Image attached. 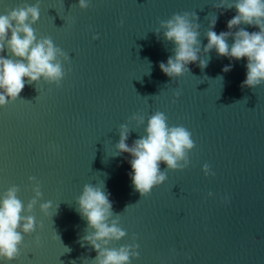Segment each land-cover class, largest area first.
Returning a JSON list of instances; mask_svg holds the SVG:
<instances>
[{
	"label": "water",
	"instance_id": "water-1",
	"mask_svg": "<svg viewBox=\"0 0 264 264\" xmlns=\"http://www.w3.org/2000/svg\"><path fill=\"white\" fill-rule=\"evenodd\" d=\"M38 2L37 38L51 37L69 54L71 63L64 67L71 72L59 88L43 80L28 85L25 78L18 100L0 108V199L17 186L26 209L34 196L29 178L35 177L40 204L53 205L47 216L37 205V230L25 236L26 247L11 264H94L95 249L81 246L91 230L76 204L85 184H105L113 213L120 214L128 236L113 246L138 237L140 258L131 264H264V85L241 87L247 58L230 60L215 49L205 69L197 61L188 65L190 73L169 78L159 64L174 56L175 46L162 30L160 37L155 33L160 20L195 13L201 58L207 59L203 47L212 15L219 34L229 31L236 9L217 10L219 0H90L86 11L78 0ZM36 3L0 0V15ZM3 55L10 58L7 49ZM229 65L232 70L224 73ZM177 90L182 94L173 103ZM157 111L170 127L187 128L196 148L184 171H168L161 162L166 183L142 198L131 180L132 157L115 156L116 144L121 125L131 130L132 146ZM136 114L144 116V126L131 120ZM205 164L214 176H205Z\"/></svg>",
	"mask_w": 264,
	"mask_h": 264
},
{
	"label": "clouds",
	"instance_id": "clouds-1",
	"mask_svg": "<svg viewBox=\"0 0 264 264\" xmlns=\"http://www.w3.org/2000/svg\"><path fill=\"white\" fill-rule=\"evenodd\" d=\"M78 6L86 11L90 7V0H78ZM214 7L217 10L234 8L237 15L227 22L229 31L219 34L214 31L217 17L212 15L211 26L206 33L208 43L203 47V56L207 59L201 58L200 24L194 22L199 19L195 13H178L158 22L156 35L160 37L162 30L163 39L175 46L174 56H170L166 64L161 62L160 70L169 78L178 80L190 73L189 64L199 61L198 66L201 70L205 69L211 59L208 54L215 49L220 57L230 60L247 58V78L241 87L255 89L264 85V0H219ZM39 20L38 0L34 5L17 7L0 15V108L18 100L25 88V78L28 85H38L43 80L59 88L71 72L70 67L67 70L64 67L71 63L69 54L57 47L51 37L37 38L33 25ZM123 23L121 20L120 27H123ZM241 25L257 27L259 31L249 33ZM236 28L239 31L233 32ZM230 37L234 39L231 46L228 43ZM93 39L99 40L100 37L96 35ZM5 49L10 58L3 55ZM231 70V65L223 68L224 73ZM218 78L223 80V77ZM181 94L179 90L174 93L173 103L180 99ZM131 120L137 127L145 125L142 114L133 115ZM144 131L146 134L129 146L131 130L127 124L121 125L115 156L129 154L132 157L129 163L133 172V186L142 198H147L168 179L167 171H161V162L167 165L168 171L186 170L191 164L189 153L195 150L196 144L187 128L182 125L170 127L167 116L160 111L148 118ZM203 172L206 177L215 175L208 164L203 166ZM29 182L34 196L26 209L18 198L20 189L17 186L10 187L0 199V261L8 264L21 256L20 249L26 247L25 236H31L37 230L33 215L37 205L46 216L53 207L50 201L40 204L43 198L40 182L35 177H30ZM109 195L105 184L103 187L84 185L76 202L77 211L88 222L87 230L91 231L81 238V246L87 243L95 249L97 256L92 260L94 264H131L133 259L140 258V245L135 242L138 237L133 235L131 244L119 248L113 246L126 239L128 233L121 227L120 214L113 213ZM208 195L212 197L213 194L210 192ZM57 211L58 207L55 214ZM40 228H43V224ZM36 242L39 244L38 237ZM65 248L67 252L71 251Z\"/></svg>",
	"mask_w": 264,
	"mask_h": 264
}]
</instances>
